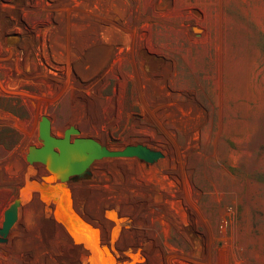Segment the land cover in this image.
I'll return each mask as SVG.
<instances>
[{"label":"rangeland","instance_id":"obj_1","mask_svg":"<svg viewBox=\"0 0 264 264\" xmlns=\"http://www.w3.org/2000/svg\"><path fill=\"white\" fill-rule=\"evenodd\" d=\"M0 264H264V0H0Z\"/></svg>","mask_w":264,"mask_h":264},{"label":"water","instance_id":"obj_2","mask_svg":"<svg viewBox=\"0 0 264 264\" xmlns=\"http://www.w3.org/2000/svg\"><path fill=\"white\" fill-rule=\"evenodd\" d=\"M39 137L42 145L29 146V157L43 161L50 172L57 174L61 180L81 172L89 159L110 154L105 151L93 153L97 149L91 140L56 142L50 133V120L46 116H42L39 122Z\"/></svg>","mask_w":264,"mask_h":264}]
</instances>
